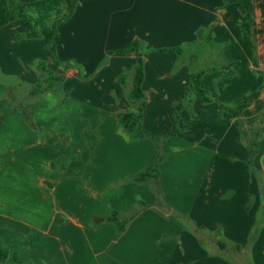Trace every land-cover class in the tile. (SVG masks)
Instances as JSON below:
<instances>
[{
    "label": "crops",
    "instance_id": "0c3cea01",
    "mask_svg": "<svg viewBox=\"0 0 264 264\" xmlns=\"http://www.w3.org/2000/svg\"><path fill=\"white\" fill-rule=\"evenodd\" d=\"M75 2L54 52L46 48L50 29L36 40L23 38L21 21L0 29V75L27 84L29 94L38 77L32 65L45 61L64 96L36 101L35 131L21 114L0 111L6 264H264V0H252L251 18L239 13V0ZM132 41L143 47L149 135L169 125L190 73L205 72L201 87L214 100L196 98L180 112L178 131L160 149L158 179L142 182L135 179L152 166L156 144L118 121L132 109L136 59L109 54ZM2 87L4 105L12 94ZM257 91L238 127L224 117L219 103L235 108ZM113 212L126 223L121 233L108 220Z\"/></svg>",
    "mask_w": 264,
    "mask_h": 264
},
{
    "label": "trees",
    "instance_id": "16d2710c",
    "mask_svg": "<svg viewBox=\"0 0 264 264\" xmlns=\"http://www.w3.org/2000/svg\"><path fill=\"white\" fill-rule=\"evenodd\" d=\"M75 0H70V9L66 11L65 0H34L32 2H21L20 0H0V29L11 25L15 22L21 21L28 27V32L23 38L26 39H40L42 37L41 31L43 29H50L49 41L46 46L47 50L54 52L55 48L51 44L53 37L57 33L59 25L65 23L73 14L75 8ZM239 13L241 15H248L250 18L253 14L252 0H239ZM251 20L245 22L242 27V37L245 40H249L251 36ZM177 54H181V48L172 49ZM109 54L119 55H134L136 63L132 73L131 87L127 92V101L132 106V109L126 113L118 114V121L122 129L127 133H132L137 129H140L144 134L151 138L157 147V156L152 166L145 171L142 175L135 179L136 182H142L144 180H157L159 175V164L161 162L162 155L160 149L162 144L171 136H174L178 131V120L180 112L186 108L192 106L194 99L200 100L201 103L209 104L214 100L211 99L210 93L201 87V79L205 75V72L190 73L188 75V83L186 91L181 101L174 106L173 115L169 125L165 128L164 132L160 136L149 135L143 129V111L142 102L145 101L146 96L142 89L144 80V60H143V47L138 41H132L127 47L112 51ZM53 63L59 65V62L54 59ZM37 72V82L32 86L29 95L38 96L49 91H54L56 87H60L62 79L50 71L47 67V62L39 61L32 65ZM230 76L229 74L227 75ZM126 75L121 74L118 81L121 85H125ZM259 96V92H254L244 98L242 103L235 107L229 108L219 103V106L223 110L224 117L228 120H234L236 127L239 126V122L236 120L241 113L247 109ZM14 110L21 114L25 125L32 131L37 130L35 125V119L33 117V110L31 106H18L16 109L6 108L0 104V111L2 110ZM4 117L0 116V127L3 125ZM256 140H251L249 143L248 154L246 163L252 164L254 150L257 147ZM113 221L119 232L121 233L125 229V224L120 222L119 216L116 212L112 213V216L108 219ZM9 251L6 247L0 249V263L6 264L8 260Z\"/></svg>",
    "mask_w": 264,
    "mask_h": 264
},
{
    "label": "rangeland",
    "instance_id": "374dc122",
    "mask_svg": "<svg viewBox=\"0 0 264 264\" xmlns=\"http://www.w3.org/2000/svg\"><path fill=\"white\" fill-rule=\"evenodd\" d=\"M203 67L205 66L202 64ZM0 84L3 86L4 90H6V93H11L12 95L8 98L7 104H4V106L10 109H16L18 106H31L32 110L34 111V106L37 105L36 101L42 99V95L38 96H31L28 94L29 91V86L27 84L21 83L20 81L16 80L13 77H4L0 75ZM56 97V101L61 102V97L63 96V89L60 87H56L54 91H49ZM48 93V92H47ZM8 95V94H7ZM19 102V104H17ZM60 104V103H58ZM3 112H14L16 113L17 111L14 110H2ZM5 120V119H4ZM256 140V139H254ZM197 171V169H190ZM49 223L45 226H48Z\"/></svg>",
    "mask_w": 264,
    "mask_h": 264
}]
</instances>
